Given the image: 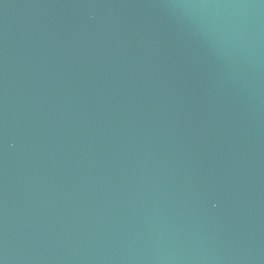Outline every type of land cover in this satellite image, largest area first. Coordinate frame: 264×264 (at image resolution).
I'll return each mask as SVG.
<instances>
[{"label":"water","instance_id":"obj_1","mask_svg":"<svg viewBox=\"0 0 264 264\" xmlns=\"http://www.w3.org/2000/svg\"><path fill=\"white\" fill-rule=\"evenodd\" d=\"M0 264H264V0H0Z\"/></svg>","mask_w":264,"mask_h":264}]
</instances>
